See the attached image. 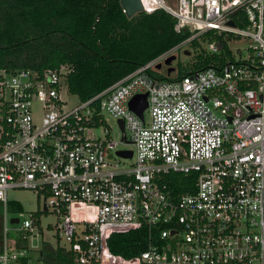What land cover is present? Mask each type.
<instances>
[{"label": "built area", "instance_id": "2783aa9c", "mask_svg": "<svg viewBox=\"0 0 264 264\" xmlns=\"http://www.w3.org/2000/svg\"><path fill=\"white\" fill-rule=\"evenodd\" d=\"M141 1L145 12L175 18L177 33H192L176 49L214 31L257 44L246 58L170 81L149 72L159 65L152 61L72 109L62 98L68 66L0 69V264L32 263L10 244V190L44 201L33 214L39 224L20 219L21 239H34L42 216L54 214L66 245L52 250L70 264H264V0ZM206 49L223 48L213 41ZM145 94L141 118L130 103ZM105 113L124 122L120 142L101 124ZM100 127L105 139H91ZM120 143L135 147L132 158L118 154ZM172 174L197 175L194 190L176 193ZM140 230L148 241L138 257L112 252L113 234Z\"/></svg>", "mask_w": 264, "mask_h": 264}, {"label": "trees", "instance_id": "16d2710c", "mask_svg": "<svg viewBox=\"0 0 264 264\" xmlns=\"http://www.w3.org/2000/svg\"><path fill=\"white\" fill-rule=\"evenodd\" d=\"M175 24L176 19L162 9L153 13L142 11L129 18L121 0H0V69L41 72L68 66L72 69L67 80L69 91L87 101L191 37L190 31L177 33ZM228 38L214 31L191 41L188 47L193 50V61L179 62L176 74L170 73L172 77L162 76L158 70L149 72L160 80L170 81L233 62L235 57L228 47ZM213 41L222 45L220 52L206 49ZM97 107L100 108V102ZM196 178L194 174L167 176L178 194L193 191ZM4 210L0 202V252ZM8 211L21 213L22 207L10 202ZM40 217V213L31 216L35 224L40 223ZM147 241L146 230H140L113 234L109 245L113 253L132 259L146 250ZM19 242L17 239L14 245L18 250L24 248ZM44 256L45 264L72 262L62 250L46 249ZM28 261L23 259L22 263Z\"/></svg>", "mask_w": 264, "mask_h": 264}, {"label": "rangeland", "instance_id": "374dc122", "mask_svg": "<svg viewBox=\"0 0 264 264\" xmlns=\"http://www.w3.org/2000/svg\"><path fill=\"white\" fill-rule=\"evenodd\" d=\"M168 5L172 6V2H169L167 0ZM249 31L254 32V28H249ZM263 40H264V29H263ZM228 47L233 52V55L236 57L237 60H239L241 57L246 58L248 54L251 52L253 46H255L257 43L250 38L246 37H235L227 42ZM189 53V54H187ZM167 54H170L171 56L177 57V64L175 66L167 65L166 60L168 59ZM193 50L188 47V45L183 46L181 49H175L174 51H170L160 58L156 59L157 63L162 65V69H157L160 73V75L165 76L169 75L173 72V69H177V65L179 62L183 64H188L189 62L193 61ZM177 71V70H176ZM175 71V72H176ZM62 98L67 101L69 109H72L76 106H79L82 102L79 99L78 96L73 95L68 89H65L62 94ZM145 117L147 120H149V112H145ZM105 119L106 124L108 128L110 129L111 133L110 136L115 141H121L122 139V133L120 130V126L118 123V120L114 118L111 114L105 113ZM106 132L103 127L95 129L92 134L90 135V138L93 139H105ZM118 150H135V147L132 144H122L120 143ZM116 160V158L114 156ZM135 159H130L129 161H124L123 163L132 165L134 163ZM9 199L12 202L19 203L22 207L21 213H9V218H19L23 220L24 218L31 217L34 213H37L39 211H43L44 209V201L37 196L36 193L30 190H10L9 191ZM57 217L54 214H46L42 216L41 221V229L42 232L40 234L35 233L34 239H31L29 237V240H23L21 239V234L17 231L19 228V225H13L9 224L10 227V234H9V240L10 244L13 241H16L17 239H20L22 244V249L20 250H26L28 252V255L32 258L31 264H38L43 263L45 261L44 253L46 249L52 250L53 248H57L59 246L64 247L66 245L65 241H60L58 239V234L56 231L55 226L57 225ZM51 225L52 228L49 229L48 226ZM12 246V244H11ZM13 247V246H12ZM17 249V248H16Z\"/></svg>", "mask_w": 264, "mask_h": 264}, {"label": "water", "instance_id": "95a60500", "mask_svg": "<svg viewBox=\"0 0 264 264\" xmlns=\"http://www.w3.org/2000/svg\"><path fill=\"white\" fill-rule=\"evenodd\" d=\"M121 4L122 7L124 9V12L126 13V15L129 18H132L134 15H136L139 12L144 11V7L142 4L141 0H121ZM232 25H234V23H231ZM189 54V53H187ZM177 57L176 56H171L168 57V59L166 60L167 65L170 66H175L177 64ZM157 69H162V65H158ZM176 70L173 69L174 75L176 74L175 72ZM171 77L174 75L169 74ZM148 95H138L136 96L130 103L131 109L133 111H135L141 118H144V111L148 108V100H147ZM119 126H120V130L122 132H125V127H124V122L122 120L118 121ZM124 138H126V136H124ZM118 154L122 157L125 158H132L133 157V151L132 150H128V151H119ZM20 219L19 218H12L11 219V223L13 225H17L19 224Z\"/></svg>", "mask_w": 264, "mask_h": 264}]
</instances>
